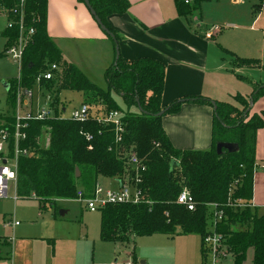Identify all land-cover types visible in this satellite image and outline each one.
I'll list each match as a JSON object with an SVG mask.
<instances>
[{
    "label": "trees",
    "instance_id": "obj_1",
    "mask_svg": "<svg viewBox=\"0 0 264 264\" xmlns=\"http://www.w3.org/2000/svg\"><path fill=\"white\" fill-rule=\"evenodd\" d=\"M87 1L101 24L112 34L113 39L105 36L113 45L114 55L119 37L109 26L107 17L124 13L128 3L126 0ZM205 1L192 0L185 4L183 0H173L177 15L183 19L193 12L199 13ZM16 7H19L16 0H0V9L8 11ZM253 11L264 17V0L253 6ZM22 12L25 31L32 29V34L23 49L18 78L14 83H8V110L0 112V131L8 133L10 145L15 125L16 90L34 88L36 77L46 72L50 65H55L56 70L51 80L40 83L45 89L43 93L53 94H48V104L54 116L28 122L26 139L19 143L20 148L29 150L32 155L17 159L15 198L35 199L40 214L46 208H55L58 201L76 200L77 190L85 197L92 196L99 177L114 179L117 183L128 178L140 191L142 199L136 204H107L98 210L101 241L123 246L135 236L197 235L200 257L204 260L203 238L213 229L214 211L207 205L215 204L223 218L214 230L222 238L225 259L228 256L231 260L226 263L222 258L221 262L243 264L251 249L250 264H264V213L258 215L254 207L226 206L229 198L244 204L252 200L256 135L264 129V109L250 115L252 107L248 110V104L249 101L254 104L264 96V83H254L248 98L233 97L235 104L190 96L162 107L164 65L151 58L127 60L118 55L117 60L113 56L112 63L104 70V90L66 61L49 37L47 0H25ZM8 18L17 20L16 16ZM0 35L6 42L1 53L5 54L17 40L18 29L4 27ZM224 52L232 57L233 69L257 67L264 70V65L257 60L240 58L227 50ZM62 91L79 92L84 96L82 104L88 109L85 121L76 122L60 116L64 112L59 99ZM91 101L96 108L88 104ZM184 103L211 107L209 149H176L166 136L161 126L162 117L176 113ZM160 111L165 112L161 117L155 116ZM110 112L120 114L121 131L118 133L112 124L102 122ZM43 135L48 138L45 148L39 145ZM218 142L233 143L237 151L223 150L218 155L215 151ZM130 158L138 163L136 176L129 166ZM172 161L177 165L170 167ZM182 189H186L193 199L192 211L176 203ZM0 241L9 245L4 238ZM8 257V254L0 257V263Z\"/></svg>",
    "mask_w": 264,
    "mask_h": 264
},
{
    "label": "rangeland",
    "instance_id": "obj_2",
    "mask_svg": "<svg viewBox=\"0 0 264 264\" xmlns=\"http://www.w3.org/2000/svg\"><path fill=\"white\" fill-rule=\"evenodd\" d=\"M229 1L207 0L201 5L198 14L201 13L204 6L206 15L210 16L208 19L215 22L210 21L207 25L211 31L213 29H218L215 31L216 33L221 31L222 35L224 34V42L228 39V46L236 54H242L240 57L250 55L264 65V17L262 13L253 11V6L259 4L260 0H235V3ZM217 12L224 13L225 16L233 13L244 16V22L235 21L232 24H239L247 31L228 29V26L232 28L233 25H228L224 15L218 17ZM193 13L195 14V12ZM4 26L5 19L0 17V34ZM250 26L253 29L249 31ZM59 42L57 41V43ZM4 46H6L5 39L0 35V112L8 110L4 84L14 83L13 81L18 78L19 68L18 61H14L11 54H1ZM64 48V54L69 56L72 53L70 56L78 60L80 64L78 69L93 84L105 90L103 74L108 65H106L107 61L103 59L102 50L83 47L76 51L66 45ZM221 67L233 69L228 60L221 63ZM219 74L224 75L223 71ZM219 74H216V77ZM220 79L223 81L222 83L226 82L224 78ZM263 81V69L251 68L249 70L245 68V70L237 71L229 81L231 93L223 101L235 104L236 96H249L253 84ZM44 90L40 86L41 94H45L41 98L47 97L48 94L51 96L52 93L47 91L43 93ZM262 97L257 99L250 115L264 109V107H259L261 101L264 100ZM59 99L63 104V116L68 117L73 110L80 107L84 96L79 92L62 91L59 93ZM36 100L40 102V105H43V99H39L34 88L33 107ZM88 104L92 108L97 107V105H93L92 101ZM119 105L121 106V104ZM47 143L48 138L43 135L40 139V147L45 148ZM256 143L257 149L258 142ZM261 151L262 155L259 154ZM255 156L256 168L253 174L252 198L256 212L260 215L264 213V169L261 168V165L264 164V129L261 133L260 151L258 154L256 151ZM96 183L103 190L115 191L117 189V182L114 179L99 177ZM14 191L15 187L10 182L6 196L0 198V239L10 238L8 251L12 258V264H114V260H116L115 264L132 263L128 252L134 253L137 257V262L134 264L146 260H148V264H214L213 256L210 253H206L204 260L201 259L200 238L197 235H181L171 238L162 235L135 236L123 246L106 243L99 238V211L89 212L85 205L77 200H61L56 203L55 208H46L39 214L36 200L16 199ZM4 221L16 222L17 226L3 228ZM6 247L0 241L1 258L8 253ZM162 256L167 259H163ZM222 258L225 259V256ZM251 258L252 251L249 249L243 264H250ZM225 260L226 263L231 261L228 256ZM223 262L217 259L216 264H223Z\"/></svg>",
    "mask_w": 264,
    "mask_h": 264
},
{
    "label": "crops",
    "instance_id": "obj_3",
    "mask_svg": "<svg viewBox=\"0 0 264 264\" xmlns=\"http://www.w3.org/2000/svg\"><path fill=\"white\" fill-rule=\"evenodd\" d=\"M126 1L128 3L127 10L122 14L110 15L107 17V22L119 37L117 49L122 58L127 60L142 57L151 58L164 65L162 107L174 100L190 96L223 101L231 93L229 81H231L232 76L237 71L245 70V68L251 69L250 67L234 69L221 67V63L223 64L224 61L228 60L229 63L232 61V57L227 55L224 50L237 57L242 56V54H236L228 46V39L224 42V34L222 35L221 31L216 33L208 28L207 25L214 20L208 19L210 16L206 15L204 6L200 14L195 12V14L192 13L183 19L177 15L173 0ZM229 2L235 3V0ZM219 8L222 9V7ZM223 15L224 13L217 12L218 17ZM225 18L228 25H233L232 23L235 21H245L244 16L234 13L228 14ZM46 29L49 37L60 49L63 58L78 68L80 64L78 60L70 56L72 53L69 56L64 54L65 45L76 51L83 47L98 48L103 52V59L107 61L106 65L109 66L113 61L112 43L101 33L82 2L77 0H47ZM228 29L247 31L245 27L239 26V24L233 25L232 28L228 26ZM252 29V26L248 28L249 31ZM57 41L60 42L57 43ZM240 58L253 59L250 55ZM257 69L260 70V68ZM221 71L224 75L219 74ZM216 74H219L218 77ZM220 78H224L226 82L222 83ZM258 83H264V81ZM244 98H248V96ZM255 104L256 102L252 109ZM259 107H264V100L261 101ZM211 125L212 109L200 103H184L176 113L165 115L161 119V126L171 145L180 150L209 149ZM262 130H259L256 135L258 145L257 149L255 146V154L256 151L257 154L260 151ZM259 154L262 155V151ZM251 203L254 206L253 198ZM5 222L2 223V227ZM4 239L10 245V238L5 237ZM9 245L6 247L7 254H9ZM127 254L131 258V264L137 262L134 253L128 252ZM162 258L166 257L162 256ZM113 263L115 264L116 260ZM139 264H148V260L140 261Z\"/></svg>",
    "mask_w": 264,
    "mask_h": 264
},
{
    "label": "built area",
    "instance_id": "obj_4",
    "mask_svg": "<svg viewBox=\"0 0 264 264\" xmlns=\"http://www.w3.org/2000/svg\"><path fill=\"white\" fill-rule=\"evenodd\" d=\"M2 1V0H1ZM18 2V8L8 11L0 9V17L5 19V27L11 29L16 27L18 29V37L15 43L9 46L5 54H11L14 61H18L20 64L24 46L27 44L29 36L32 34V29L25 31L23 22L22 6L25 0H16ZM185 4L190 3L192 0H183ZM16 16L17 20L12 21L8 17ZM214 32L218 29H213ZM56 70L55 65H50L49 69L37 76L34 82V88L37 91L39 99H43V105L36 100L34 107L32 106L33 91L32 89L18 88L15 92V109H14V134L12 137V144L10 145L8 133L5 130L0 131V198H3L7 194L8 184L11 182L15 185L16 182V165L17 159L20 156L29 157L31 152L27 149L19 147V143L26 139L25 130L28 127L30 121H41L54 116V111L48 104V96L41 98L40 83L42 80H51L53 78V72ZM88 109L87 106L81 104L76 110H73L68 117H64L63 114L60 116L63 118L70 119L71 121L83 122L87 119ZM120 114L119 112H110L102 122L107 124L110 123L114 126L116 133L121 131L120 126ZM129 166L134 170L135 176L137 172L138 163L134 158H130ZM256 168V167H255ZM254 168V170H255ZM264 169V164L261 165ZM136 179V178H135ZM132 180L125 178L122 182L118 183V187L115 191L103 190L99 184H95L92 192V196L85 197L81 190L76 191V200L83 203L89 212H95L104 207L107 204H136L141 199V193L134 188ZM176 203L184 206L187 211H192L194 208L193 199L186 189H182L178 194ZM226 206L230 208H253L254 206L250 202L244 204L240 200H227ZM207 207L213 209V218L211 231L203 238V245L206 249V253H210L213 256V263L216 264L217 259L222 260V256H225V249L221 244V237L216 234L215 226L216 223L222 220L223 215L221 211H217L215 204H208ZM17 226L16 222L6 221L3 227ZM9 255V254H8ZM12 258L9 255L8 258L3 260L0 264H12ZM131 264V263H124Z\"/></svg>",
    "mask_w": 264,
    "mask_h": 264
},
{
    "label": "water",
    "instance_id": "obj_5",
    "mask_svg": "<svg viewBox=\"0 0 264 264\" xmlns=\"http://www.w3.org/2000/svg\"><path fill=\"white\" fill-rule=\"evenodd\" d=\"M84 6L87 8V10L89 11L91 17L93 18L94 22L96 23V25L98 26V28L100 29V31L110 37L111 39H113L112 34L101 24V22L99 21V19L97 18V16L95 15L94 11L90 8L89 3L87 0H82ZM119 55L118 49H117V44L115 45L114 48V60H117ZM4 89L7 92L9 89V85L8 84H4ZM211 105L213 106V102H211ZM253 106L252 101H249V108L248 110ZM248 110L246 112H248ZM64 111V110H63ZM165 111H160L159 113H157L155 116L157 117H161L164 114ZM227 151L228 153H234L237 151V146L233 143H224V142H218L215 145V151L216 153L219 155L222 151ZM177 162L172 161L170 163V167L176 166ZM78 176V172L76 171V177ZM61 214V213H60Z\"/></svg>",
    "mask_w": 264,
    "mask_h": 264
}]
</instances>
